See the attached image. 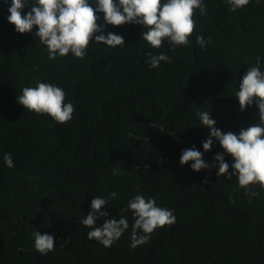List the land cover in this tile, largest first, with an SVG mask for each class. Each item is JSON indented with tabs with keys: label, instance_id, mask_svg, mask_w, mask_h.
Masks as SVG:
<instances>
[{
	"label": "trees",
	"instance_id": "trees-1",
	"mask_svg": "<svg viewBox=\"0 0 264 264\" xmlns=\"http://www.w3.org/2000/svg\"><path fill=\"white\" fill-rule=\"evenodd\" d=\"M204 3L206 14L193 12L188 45L154 49L139 38L140 25H109L124 46L90 42L82 59L49 60L36 27L14 31L0 0V264H264V188L179 164L183 149L203 151L208 129L198 125V111H210L223 132L259 119L254 103L240 111L233 95L251 65L264 68V2L249 0L235 12L226 0ZM198 34L208 40L203 48ZM160 51L170 62L150 68L147 53ZM37 80L63 88L75 106L71 120L16 102ZM222 151L215 143L202 158L212 162ZM113 191L116 199L101 210L106 218L128 216L130 227L105 247L86 238L80 221L94 196ZM249 191L258 195L250 199ZM137 194L173 210L175 222L133 248L132 213L122 210ZM37 230L55 237L47 255L33 247Z\"/></svg>",
	"mask_w": 264,
	"mask_h": 264
},
{
	"label": "clouds",
	"instance_id": "clouds-1",
	"mask_svg": "<svg viewBox=\"0 0 264 264\" xmlns=\"http://www.w3.org/2000/svg\"><path fill=\"white\" fill-rule=\"evenodd\" d=\"M8 4L6 20L14 25L17 33L31 32L36 27L34 36L39 37L45 46L49 60L71 54L75 58L86 56L90 42L100 46L116 48L124 46V38L120 34L106 31L109 25H140L139 38L151 48H160L167 42L172 47L190 44L189 37L193 33L195 21L193 12L199 9L200 15L207 12L204 0H4ZM230 10L247 5L249 0H226ZM264 0H257L262 3ZM27 8V11L24 9ZM23 12V15H22ZM102 14V15H101ZM196 43L203 48L208 40L203 35L196 36ZM146 63L150 68H158L161 62H170V57L160 51L153 55L147 53ZM239 104L240 111L255 104L259 119L239 129L238 132H223L216 127V120L210 111H198V125L208 129L202 142L203 151L195 146L183 149L179 155L181 166L188 164L195 172L216 169V176H235L238 185L247 189L250 184H259L264 188V68L259 63L251 65L241 77L233 95ZM16 102L24 109L38 114H47L56 122L64 123L72 119L75 106L71 101L65 102L63 88L50 82L37 80L35 86L20 89ZM131 135V133H130ZM218 143L223 149L214 155L212 162L202 157ZM230 155L231 160L225 156ZM7 167H14L10 153L3 156ZM189 162H191L189 164ZM113 176L120 174L116 167L112 168ZM202 183H207L205 178ZM118 193L113 191L104 196H94L90 202V211L83 216L80 223L87 227V239H95L105 247L115 243L129 227V218L108 217V211H102L115 200ZM249 198L258 195L249 191ZM131 211V247L145 244L151 233L157 228L175 222L173 210L158 205L154 198L143 194L130 197L126 209ZM100 218H106L99 226H95ZM33 247L41 255L53 250L55 237L38 230L32 233Z\"/></svg>",
	"mask_w": 264,
	"mask_h": 264
}]
</instances>
